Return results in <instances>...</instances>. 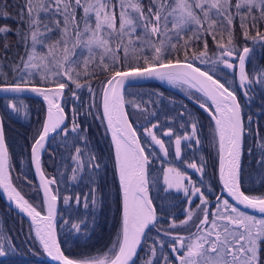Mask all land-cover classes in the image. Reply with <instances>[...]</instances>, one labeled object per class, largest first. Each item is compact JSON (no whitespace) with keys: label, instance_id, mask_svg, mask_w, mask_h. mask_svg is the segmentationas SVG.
<instances>
[{"label":"snow or ice","instance_id":"1","mask_svg":"<svg viewBox=\"0 0 264 264\" xmlns=\"http://www.w3.org/2000/svg\"><path fill=\"white\" fill-rule=\"evenodd\" d=\"M9 7L0 3V8ZM14 14L0 12V19H14L17 27L0 25V40H3V56H0V92L24 93L31 92L43 97L48 104L47 117L42 131L34 137L31 145L32 162L36 173L40 176L39 194L42 190L43 201L41 209L46 207L47 214L42 215L28 199L22 195L9 177V149L5 142L3 124L0 122V188L16 208L25 213L35 225V237L43 250L57 264H135L137 248L142 245V236L149 225L157 221L153 201L149 197V180L147 178L151 157L156 153L147 152L137 136L133 124L129 121L126 105L147 111L142 104L151 103L125 100L124 92L129 87L136 86L140 81L150 78L167 80L169 83L182 81L203 93L206 100L196 99L199 107L208 112L215 122L213 139L218 138L219 146V180L223 190L236 202L252 209L255 214L241 211L228 199H216L215 210L207 205L206 194L197 187L203 186L206 162L201 156L200 163L183 160V152L201 145L198 137V121L192 113L180 124L184 129L190 121L191 131L178 135L172 128L163 132V136H175V156L183 161L188 169L200 174L198 181L178 168L168 167L163 172L164 192L175 188L182 190L189 207L185 209V219L177 222L174 218L169 223L164 235L170 236V253H162V264H264V197L248 196L241 190L245 179L255 177L257 184H264V135L252 132V117L247 124L243 119L241 103L234 90L225 83L214 79L209 71H202L195 66V61L201 64L217 62L224 67L234 69V61L239 62L240 88L243 96L251 102L255 99L253 86H259L264 93V67H255L253 74L246 71V61L253 53L247 46V41L259 42L264 52V33L259 29L264 22V0H22ZM233 8L235 9L233 11ZM246 9V11H244ZM239 20L245 46L242 51L236 46L235 27ZM255 30V35L251 31ZM191 32V35L187 33ZM9 34L16 37L15 43H9ZM225 35L227 40L225 42ZM211 36L218 50L215 60L208 56L206 37ZM203 41V49L197 51L193 43ZM13 59L9 56L12 49ZM183 52V59L180 54ZM5 61H10L5 65ZM8 67L11 77L4 68ZM215 71V68H213ZM103 74L99 96L103 101L102 121L107 122L106 131L112 134L115 146V168L119 177L122 194V220L117 230L118 234L107 252L102 255L71 259L61 250L56 240L53 220L56 215L57 195L53 194L50 185L54 179H47L41 169V152L45 150V141L49 134L61 129L65 122V109L56 102L66 90L71 91L74 99L79 100L77 90L88 89L92 103L88 109L95 107L98 93L92 87L98 75ZM38 77V79L36 78ZM83 81V82H82ZM42 85V86H37ZM74 86V87H73ZM127 95H142L127 92ZM159 95L157 93L148 94ZM207 101H211L208 104ZM264 105V95L261 96ZM7 107L13 113L19 108L12 103ZM214 108V110H213ZM264 111V108L261 109ZM155 116V113H149ZM171 119V118H169ZM162 124L157 121L151 127L145 128L146 140L150 145L158 146L165 156L170 154V148L165 140L157 135ZM65 139L69 133H74L76 141L88 144L85 133L79 123L73 120L71 128L64 126ZM250 137V143L245 149V137ZM182 141L187 142L182 147ZM194 142V143H193ZM170 143V141H169ZM245 152L248 156L244 161ZM85 149L76 146L72 156L74 167L70 180L81 179L80 173L87 169L89 191L76 193L77 205L83 199V206L95 209L102 206L103 194L99 190L97 178L100 176L103 164L94 151L88 152L85 164L82 157ZM255 160L254 170L252 169ZM248 176H245V173ZM31 182L22 173L17 177ZM186 181V182H185ZM194 197L200 203L195 204ZM73 197L65 196L64 203L70 206ZM202 213V218H200ZM72 211L65 225L71 224V230L79 233L83 230L84 220L71 223ZM195 219L199 223H195ZM192 222L195 232L180 235L179 230ZM63 227V226H62ZM158 235L148 249L151 255L144 264H161L153 260L157 255L155 244L165 245ZM173 232L177 234L173 235ZM8 250H15L10 236L0 234V256H5ZM183 253V254H181ZM174 257V259H173Z\"/></svg>","mask_w":264,"mask_h":264},{"label":"trees","instance_id":"2","mask_svg":"<svg viewBox=\"0 0 264 264\" xmlns=\"http://www.w3.org/2000/svg\"><path fill=\"white\" fill-rule=\"evenodd\" d=\"M4 2L5 0H0V3ZM19 2H22V0H19ZM6 3L9 7L6 9L0 8V12L7 11L14 14L17 10L15 6L17 5L18 0H6ZM147 3L148 0H144L146 7ZM233 4H235V2H233ZM234 10L235 9L233 8V11ZM244 10L246 11V9ZM4 24L10 25L13 29L17 27L14 19H0V25ZM259 29L262 33H264V22L260 23ZM251 35H255V30L251 31ZM210 37L211 36L206 37V39H208L207 42L211 39ZM235 37L236 46L240 51H242L245 46V41L241 34L238 19L236 21ZM224 38L226 42L227 36L225 35ZM7 40L9 43L14 44L16 37L9 34ZM247 46L254 50L250 58L246 61V71L251 75L253 74L254 66L257 68L264 67L263 52L261 51L259 42L248 40ZM193 48L196 50L200 48L198 41L193 43ZM15 51L16 49L13 48L12 52L9 53V56L13 59H18V57H13V53ZM3 54V40H0V56H3ZM180 58L183 59V52H181ZM8 63H10V61H5V65ZM195 65L199 66L203 70L209 71V73L216 79L225 83L230 90H234L236 92L242 106L245 124H247L248 117L251 116L253 121L251 125L253 134L256 133L257 127H259L260 134L264 135V111L261 110L264 108V105L261 104V96L264 95V93H261L260 87L253 86L254 90L250 93V95H254L255 99L249 102L243 96L244 90L240 88L239 73L236 76L234 74V69V71H231L229 68H226L221 64L220 67H213L210 63L201 64L199 61H195ZM208 65L210 66V69L207 68ZM213 68H215V71H213ZM4 72H7L8 76L11 77L12 73L9 71L7 66L4 68ZM0 79H3V77L0 76ZM104 80L105 76L100 74L92 83V87L96 89L98 96L95 101L96 106L91 110L88 109V104L92 103V97L87 88L77 90L80 96L79 100L72 97L70 90H66L62 96V107L65 109L66 117L64 126L70 129L73 124V120L75 119V121L80 124L81 129L86 128L87 131L83 134L88 138L87 146H85L82 141H76L74 144V133H69L65 139L63 126L59 131L50 136L41 156V168L44 174L49 179H54L56 181V183L52 184L51 187L54 193L58 196V210L55 221L58 242L64 254L74 259L93 257L107 252L117 237V230L120 228L119 189L114 172L109 138L103 121L100 119L101 112L99 106V91L101 82ZM190 91L192 94H189V92L186 94L189 97H192L195 101L197 98L201 101L206 100L194 89H190ZM127 92L141 93L142 95L129 96L127 95ZM150 93H157L159 95H152L149 97L148 94ZM181 93L182 92H176L163 87L156 81L140 82L136 86L129 87L125 90V100H134L137 103H140L141 101L147 102L151 99V103L142 104V108L146 107L147 111L138 110L132 105H126L125 107L127 113L129 114L130 121L139 136L142 146H144L143 139L146 138L142 136L143 129L151 127V125L157 121L162 124V128L157 131V135L162 137L168 145H170L171 142H175V136H172L171 138L163 136V132L168 128H172L176 134L181 136L184 135L185 131L190 132L191 127L186 126L184 129L180 128V124L187 120V115L184 117L180 116L182 111L195 115L198 121L199 139L200 136H202L203 124L206 127L208 126V128L214 133L215 125L211 120V117L183 97ZM9 103L15 104L20 109L19 112L13 113L12 110L7 107V104ZM153 112L155 113V116L149 115V113ZM43 114V104L35 96L0 95V117L5 133L6 146L9 149V177L12 179L13 185L21 191L22 195H24L25 198L33 205H36V203L40 201V194L36 192L37 187L30 167L29 145L39 131ZM252 142V139L246 136L245 149H247L248 145ZM186 143L187 142L182 141V147H185ZM215 144L217 165L218 138H216ZM76 146L85 149V155L82 157L85 164L88 161V152L92 151L100 157L103 164L100 176L97 178L99 190L103 194V203L102 206H97L95 209L92 208L91 204H89L88 208H85L83 206V199H81V203L77 205L74 199L76 193L83 194L89 191L91 186L88 183L86 168L80 173V176L82 177L81 179H77L76 181L70 180V177L72 176V168L74 167L72 156L75 155ZM147 152L148 151H146V154ZM186 153H188V149L183 152V155ZM169 158L171 161L173 160L171 154L169 155ZM151 159V163L148 167L147 178L149 180V195L155 207L153 198L155 195V162L153 158ZM244 161L245 164H247L248 156L246 152L244 155ZM254 167L255 160H253L252 164L253 170ZM22 173L27 177V180L31 182V186H29L26 181L17 179V177L21 176ZM245 176H248L247 172L245 173ZM218 184L221 187L219 181ZM242 191L248 196L264 197V184H257L255 182V177L251 180L245 179L242 184ZM65 196L73 197L70 201V206L64 203ZM31 199H34L35 201ZM70 207L72 211L71 223H77L80 220L85 221L83 230L79 233L75 232V230H71V224L65 225V220L69 218ZM186 208L184 207L178 209L177 214L174 216V219L177 222L185 218ZM37 209L42 211L41 207L40 209L39 207ZM157 215L159 214L157 213ZM198 222L199 221L195 223ZM190 224L194 225L192 222H190ZM155 227L154 222V224L145 231L142 245L138 251V255L134 259L135 264H141L140 253L143 250V245L146 242H148L147 245L149 247L153 245V238L155 236L153 237L150 233L153 232V235H155ZM0 234L10 236L15 246L14 251L8 250L5 256H0V264H51L45 259L42 248L35 241L32 228L28 221L10 209L1 200V198ZM155 247L157 248L156 244ZM163 249L167 250L164 246ZM155 260H157V256H155Z\"/></svg>","mask_w":264,"mask_h":264},{"label":"flooded vegetation","instance_id":"3","mask_svg":"<svg viewBox=\"0 0 264 264\" xmlns=\"http://www.w3.org/2000/svg\"><path fill=\"white\" fill-rule=\"evenodd\" d=\"M187 126L190 127V122H188ZM207 128L208 126L206 127L203 124V132L202 136H200V140L202 143L200 146H198L199 150H197L196 147L188 149V153L183 155V160L188 162L195 161L199 164L201 156L204 157L206 168L205 175L203 177V186H201V184H197L196 186L201 187V190L206 194L207 199L209 200V204L207 205V207H209L210 210H215L217 197H219L221 201L227 198L223 193L220 192L221 187L219 186L216 177V144L215 140L213 139V132L209 128ZM160 138L163 139L162 137ZM166 145L170 146V154L173 159L172 161L169 158L170 154L168 156H165L163 153L160 154L159 147L153 146L156 153V155L153 157L155 158V195L153 198L155 203L154 208L156 210V215L157 213L159 214L157 215V221L155 222V237L158 235L157 229H160L159 237L165 242V245H168L164 246L167 248V250H165L163 249V246L161 244H156L157 257H160L163 252L170 253L171 238L168 235H164V231L168 228L169 223H171L172 219L177 214L178 209L189 207L188 201L185 199V194L182 190L173 188L169 190L167 194L164 192V188L166 187V185H164L163 183L164 169L168 167H175L182 172H186L189 176H191L193 181H198L200 179L199 173H194L192 169H188L186 167V164L183 161L176 158L174 143L171 142L170 145L166 143ZM194 200L195 203L191 205V207L193 208H195V204L200 203L199 199L195 197ZM229 203L231 202L229 201ZM202 215L203 214L200 213V218H202ZM197 221L199 220L195 219V222ZM175 234L177 233L173 232V235ZM178 234L183 235V233L180 231Z\"/></svg>","mask_w":264,"mask_h":264},{"label":"water","instance_id":"4","mask_svg":"<svg viewBox=\"0 0 264 264\" xmlns=\"http://www.w3.org/2000/svg\"><path fill=\"white\" fill-rule=\"evenodd\" d=\"M263 60H264V52H263ZM195 66H197V65H195ZM198 67V66H197ZM201 70L202 71H204L202 68H201ZM236 73L238 74L239 73V64L237 63V68H236ZM214 79H216L215 77H213ZM149 80H155V81H158L159 83H161L163 86H166L165 84H163L159 79H156V78H150V79H147V80H143V81H140V82H144V81H149ZM139 82V83H140ZM179 82H182V81H179ZM182 83H184V82H182ZM184 84H186V83H184ZM187 85H189L190 87H191V85L190 84H187ZM37 86H42V85H37ZM193 89H195V88H193ZM196 90V89H195ZM199 92V91H198ZM199 93H201V92H199ZM202 95H203V93H201ZM0 95H31V96H35V97H37L41 102H42V104H43V107H44V114H43V118H42V123H41V126H40V128H39V131H38V133L40 132V131H42V127H43V123H44V120L46 119V117H47V110H48V104H47V102L46 101H44V99H43V97L42 96H40V95H38V94H34V93H31V92H24V93H19V94H16V93H7V94H5V93H2V92H0ZM204 96V95H203ZM189 99V98H188ZM206 99V98H205ZM189 100H191V99H189ZM192 101V100H191ZM56 102L57 103H61V105H62V97H57L56 98ZM193 103H195L196 105H198V103L197 102H195V101H192ZM208 103L209 104H211V101H208ZM99 106H100V112H101V117L103 116V101H102V97H100V100H99ZM199 106V105H198ZM213 110H214V108H213ZM125 111H126V109H125ZM129 121H130V119H129ZM0 122H1V119H0ZM131 122V121H130ZM214 122V121H213ZM103 124H104V127H105V130L107 129V122L106 121H103ZM214 124H215V122H214ZM59 130V129H58ZM58 130H56V131H54V132H52V133H50L49 134V137L46 139V141H45V146H46V144H47V141H48V139L50 138V136L53 134V133H55V132H57ZM38 133L36 134V136L35 137H37L38 136ZM106 133H107V135H108V138H109V142H110V146H111V151H112V157H113V165H114V172H115V177H116V180H117V184H118V189H119V196H120V226H121V220H122V194H121V192H120V185H119V177H118V174H117V172H116V168H115V146L113 145V143H112V134H111V132L110 131H106ZM34 143V138H33V140L31 141V143H30V145H29V161H30V167H31V171H32V175H33V178H34V182H35V184H36V187H37V189H39L40 188V183H41V181H40V176L36 173V169H35V165L33 164V162H32V154H31V145ZM42 152H43V150H42ZM41 152V153H42ZM218 152H219V146H218ZM42 169V168H41ZM43 171V170H42ZM217 173H219V155H218V161H217ZM45 177L47 178V179H49L46 175H45ZM222 185V184H221ZM50 187H51V185H50ZM222 192L227 196V198L229 199V200H231L235 205H236V202L228 195V193L226 192V191H224L223 190V186H222ZM40 196H41V199H42V201H43V194H42V190L40 191ZM53 194H55L54 192H53ZM150 197V196H149ZM0 198L12 209V210H14L16 213H18L19 215H21L22 217H24L27 221H28V223L30 224V226H31V228H32V230L34 231V233H35V225H33L32 223H31V219L25 214V213H22V212H20V210L19 209H17L16 208V205H15V202L14 201H10L9 199H8V197H7V195L4 193V190H3V188H0ZM238 207H240V208H242V209H244V210H246V211H248V212H253L254 213V211L252 210V209H249V208H246L244 205H237ZM154 207V206H153ZM38 210V209H37ZM57 210H58V199L56 200V214H57ZM39 211V210H38ZM41 214L42 215H46L47 214V210H46V207L45 208H43V210L41 211ZM257 214H259L258 212H257ZM55 221H56V215H55V217H54V220H53V225H54V228H55V232H56V226H55ZM150 226H152V225H149V227ZM148 227V228H149ZM147 228V229H148ZM146 229V230H147ZM145 230V231H146ZM144 235V234H143ZM142 238H143V236H142ZM38 240V239H37ZM56 240H57V243H59L58 242V238H57V233H56ZM41 245V244H40ZM41 247H42V245H41ZM138 249H139V246H138V248H137V252H138ZM62 250V249H61ZM42 251H43V254H44V257H45V259L47 260V261H49L51 264H57V262L56 261H54L51 257H49L48 255H47V253H45L44 252V250H43V247H42ZM67 256V255H66ZM69 257V256H68ZM69 258H71V257H69ZM135 258V256L133 257V259ZM71 259H74V258H71Z\"/></svg>","mask_w":264,"mask_h":264},{"label":"rangeland","instance_id":"5","mask_svg":"<svg viewBox=\"0 0 264 264\" xmlns=\"http://www.w3.org/2000/svg\"><path fill=\"white\" fill-rule=\"evenodd\" d=\"M233 2H236V0H233ZM145 7H146V5H145ZM245 11V10H244ZM187 35H191V32H189V33H187ZM211 38V37H210ZM208 40V39H207ZM208 43V56L209 57H211L213 60H215V56L216 55H218V50H217V46H216V44H215V42L213 41V39L211 38V39H209V42H207ZM198 44H199V49L197 50V51H199V50H201V49H203V47H204V43H203V41H198ZM234 63H235V65H236V67L234 68V70L233 69H230L231 71H234V74L237 76L238 74L236 73V68H237V63H238V59L236 60V61H234ZM209 64V63H208ZM220 64L222 65V66H224L222 63H219V62H217L216 64H211L210 63V65H212L213 67L215 66V67H220ZM199 67V66H198ZM207 68H209L210 69V66L208 65L207 66ZM37 79H38V77H36ZM171 87H174L173 89H175V90H177L178 92H182V94H184V95H186V96H188L186 93L187 92H189V94H192V92L190 91V89H193L192 87H190L189 85H187V84H183V83H173V85H171ZM174 91V90H173ZM186 91V92H185ZM196 91V90H195ZM185 92V93H184ZM190 98H192V97H190ZM142 136L143 137H145V129H143V131H142ZM143 144H144V147H145V149H146V151H148V152H152V151H154L155 152V150H154V147L152 146V147H149V145H150V139H147L146 140V138L145 139H143ZM159 151H160V149H159ZM160 154H162L161 152H160ZM151 158H153V157H151ZM152 160V159H151ZM153 160L155 161V158H153ZM34 179V178H33ZM31 200H33V201H35L34 199H31ZM42 204V199H41V196H40V201L39 202H37L36 203V206H37V208L39 207V209H40V205ZM41 210H43V209H41ZM249 214V213H248ZM199 223V222H198ZM181 231L180 232H182L183 233V235H188L190 232H195V227H194V225H191L190 223H189V225H186V226H184L183 228H181L180 229ZM33 231V230H32ZM33 235H34V237H35V233H34V231H33ZM150 235H152L153 237L155 236V235H153V232L152 233H150ZM149 235V236H150ZM35 241L39 244V246L41 247V245H40V243H39V241L37 240V238L35 237ZM148 242H146L144 245H143V250H142V252L140 253L141 254V258H140V263L141 264H144V261L148 258V256L149 255H151V253L150 252H148V249L150 248L148 245ZM42 248V247H41ZM181 254H183V253H181ZM157 256V255H156ZM153 259L155 260V257H153ZM157 259H159L160 261H161V264H162V262H163V255H160V257L158 256L157 257ZM173 259H174V257H173Z\"/></svg>","mask_w":264,"mask_h":264},{"label":"bare ground","instance_id":"6","mask_svg":"<svg viewBox=\"0 0 264 264\" xmlns=\"http://www.w3.org/2000/svg\"><path fill=\"white\" fill-rule=\"evenodd\" d=\"M238 64H239V62H238ZM214 77V76H213ZM149 81H155V80H149ZM163 84H165L166 86H163L161 83H159L158 81H156V82H158L161 86H163V87H166V88H168V89H171V90H174V91H176V92H178L177 90H175V89H173L174 87H171V85H173V83H169L167 80H160ZM175 83H182V82H175ZM184 84V83H183ZM195 90V89H194ZM197 91V90H196ZM198 92V91H197ZM201 94V93H200ZM181 95L183 96V97H185L187 100H189V99H191L192 101H195L194 99H192V98H190L189 96H186V95H184V94H182L181 93ZM202 95V94H201ZM203 96V95H202ZM204 97V96H203ZM189 98V99H188ZM205 98V97H204ZM191 100H189L191 103H193ZM196 102V101H195ZM208 102V101H207ZM194 105H196L195 103H193ZM198 108H200L198 105H196ZM126 109V108H125ZM201 109V108H200ZM201 110H203L204 111V109H201ZM127 112V111H126ZM204 112H206V111H204ZM208 115H209V113L208 112H206ZM210 116V115H209ZM0 119H1V117H0ZM130 119V118H129ZM132 123V122H131ZM215 125V124H214ZM63 127V126H62ZM134 127V126H133ZM135 129V128H134ZM60 130V129H59ZM58 130V131H59ZM136 131V130H135ZM137 136H138V134H137ZM138 138H139V136H138ZM46 147V146H45ZM44 151V150H43ZM43 153V152H42ZM42 153H41V156H42ZM217 161H218V158H217ZM8 175H9V172H8ZM217 177H218V181H219V183H220V185H221V182H220V180H219V173H217ZM14 186V185H13ZM15 187V186H14ZM52 188V187H51ZM53 190V189H52ZM242 190V189H241ZM54 192V191H53ZM220 192L221 193H223L222 192V185H221V190H220ZM224 194V193H223ZM246 195V194H245ZM224 196L227 198V196L224 194ZM57 199H58V196H57ZM228 199V198H227ZM2 200V199H1ZM229 200V199H228ZM3 201V200H2ZM232 204H234L231 200H229ZM4 202V201H3ZM5 203V202H4ZM6 204V203H5ZM7 205V204H6ZM235 205V204H234ZM8 206V205H7ZM235 206H237V205H235ZM9 207V206H8ZM238 207V206H237ZM10 208V207H9ZM238 208H240V207H238ZM11 209V208H10ZM240 210L241 211H244V212H246V213H249V214H255V215H257V216H259V214H257V213H253V212H248V211H246V210H244V209H242V208H240ZM14 211V210H13ZM15 212V211H14ZM18 214V213H17ZM21 216V215H20ZM145 234V233H144ZM143 237H144V235H143ZM142 241H143V238H142ZM140 247H141V245L139 246V249H140ZM139 249H138V251H139ZM138 253V252H137ZM136 257V256H135ZM135 259V258H134Z\"/></svg>","mask_w":264,"mask_h":264}]
</instances>
